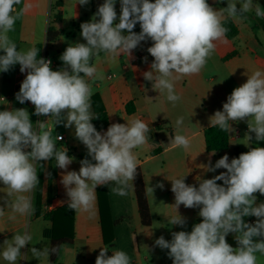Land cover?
Wrapping results in <instances>:
<instances>
[{"label": "clouds", "instance_id": "9594fccd", "mask_svg": "<svg viewBox=\"0 0 264 264\" xmlns=\"http://www.w3.org/2000/svg\"><path fill=\"white\" fill-rule=\"evenodd\" d=\"M78 3L86 5L89 0ZM20 4L21 0H0V51L4 53L0 55V72L19 64L20 72L27 75L16 100L21 104L31 102L34 115L53 118L54 126H74L76 139L91 157L80 161L78 172L67 171L75 158L67 148L56 150L44 122L37 121L34 127L25 108L0 111V183L9 190L8 196L18 194L14 201L4 199L6 207H0V215L5 208H11L14 213L29 217L35 211L31 193L39 183L35 162L55 157L56 166L65 170L61 183L68 207L74 211H91L100 186L114 182L117 187L112 191L125 195V187L137 175L138 162L133 150L148 143L149 126L141 119H132L112 123L103 133L97 131L92 123L96 118L90 110L92 90L86 79L94 78L97 71L90 66L94 56L103 52L112 58L122 53L130 57L141 41L150 39L152 45L147 51L154 60L151 70L143 73L144 79L151 82L154 91L166 92L167 100L175 103L180 96L175 92L173 74H178V78L200 73L215 50L214 42L226 36L225 21L248 13L253 0H243L239 8L236 2L227 0V7L219 9L207 0H120L119 16L116 0H104L93 18L80 26L86 43H69L59 57L63 67L58 70L52 69L50 59H37L40 50H18L10 39L8 33L15 30L21 14L16 7ZM29 7L25 5L24 10ZM255 14L264 18V8L256 4ZM137 23L141 28L138 34L133 31ZM209 119L212 126L224 131L232 128L229 122L246 121L255 140L264 141V73L258 70L247 76L246 82L227 97L222 111H216ZM182 123L183 117L178 118L177 126ZM245 135L251 142L253 137ZM57 138L63 140L61 136ZM170 143L185 150L191 144L180 134ZM26 147L31 150L25 151ZM204 167L206 172L220 168L226 171L211 179L201 178L198 187L185 183L187 175L170 180L177 211L181 205L199 208L201 222L194 224L190 232H172L171 241L160 236L155 245L168 250L172 264H257L256 253L264 255V203L257 204L254 194L264 195V147H251L230 162L225 154L214 166L209 162ZM156 187L162 189L164 185L159 183ZM246 216L256 217V222L246 223ZM169 223L183 227L186 220L178 213ZM229 233L235 234L238 247L227 242ZM31 240L27 230L14 234L11 242L4 240L0 255L7 264H18L21 250ZM56 251V247L51 249L52 253ZM31 252L34 257L49 254L48 249L41 251L36 247ZM108 252L107 247L100 248L95 264H131L126 252L114 250L110 256Z\"/></svg>", "mask_w": 264, "mask_h": 264}, {"label": "crops", "instance_id": "0c3cea01", "mask_svg": "<svg viewBox=\"0 0 264 264\" xmlns=\"http://www.w3.org/2000/svg\"><path fill=\"white\" fill-rule=\"evenodd\" d=\"M57 1L55 2L56 11L54 19L50 23L51 0H21V4L16 6L21 14L15 22V30L8 33L10 39L16 43L18 50L28 51L32 48L36 49L37 45H42V58L48 57L52 61L51 67L53 70L56 66L57 70L63 67V63L57 61L55 58L61 56L65 51L63 48L64 41L68 34L61 28H58L61 31V36L53 42V47L57 52L52 57L48 53V48L51 43L47 41L48 29L54 23L58 12H62V20L59 24H54L61 26L64 23L68 4H71V0H60L61 6H58ZM118 2L116 0L115 10L121 8ZM239 2L242 3L243 0H239ZM239 2L238 6L240 7ZM256 4L264 8V0H253V7L248 12L250 14L248 18L243 19L237 16L238 20L232 17L239 29L238 36L233 40L225 37V41L221 40L219 43L214 42L216 44L215 50L208 58L205 67L200 73L179 76L178 78H175L178 74H173L175 92L180 96V100L175 103L167 100L166 92L158 93L154 91L149 86V81L144 79L143 73L151 70L148 65H151L154 60L150 54L141 55L138 51L139 49L136 48L135 54L131 52L130 57L126 53L120 54L118 59L119 63L115 65H113L115 63L114 59L106 53L101 52L99 55L93 57L94 61L92 66H95L97 70L100 65L104 66L105 71L109 72L107 75L108 84L103 85L99 81L97 76L98 71H96L94 78L86 79L91 86V98L95 94L100 95L108 112L110 124L126 123L132 119H141L149 126L150 133L148 135L150 139L148 143L134 149L133 152L136 155L138 167L144 175L145 188L152 217L154 216L152 201H155L156 206L161 207L163 210L170 208L172 217L177 216L178 213L182 217L187 215L185 209L177 211L174 205L175 198L174 193L171 191L170 180L182 178L187 175L185 183L191 185V181L193 180L191 175L194 172L198 173L202 179H211L226 170L221 168L216 169L214 172H206L204 165H208L211 162V165L214 166L216 161L225 154L231 160L239 157L237 153L239 155L245 153L251 147H264V141H256L255 134L249 133L246 121L230 122L232 128L229 130V148L218 154L207 151L204 133L205 129L212 126L209 118L216 111H222L223 104L227 102V97L232 91L245 83L247 76H250L255 71L259 70L264 73V30L254 21L255 17L253 16V12ZM25 5H30V7L24 10ZM84 6L80 5L78 0L75 4H71L73 20H82L85 15L87 17V14L83 12ZM86 7L92 12L90 0ZM140 31L141 28H138L137 34ZM72 43H76L75 37L72 38ZM80 43H85V41L83 40ZM233 52H236V54L232 55ZM3 54L0 51V55ZM26 75L27 72H20L19 64H16L7 72H0V111L25 108L31 115V110H35V106L31 102L26 101L24 104H21L15 98ZM205 80L206 86H204ZM91 98L90 110L94 117L95 112ZM197 99L206 101V117L197 115L195 111ZM131 101L134 103L135 112L128 114L126 105ZM180 117H183V123L177 126L175 122ZM205 120L206 124H203ZM37 121H41L40 116H38ZM44 123L45 130L51 132L55 147L58 150L65 148L68 151L71 150L70 156L75 158L73 163L68 166L67 171L75 170L78 172L81 166L80 161L85 158L91 159V157L88 156L87 148L82 143L77 142L74 134V126L66 128L63 123L54 126L53 118L50 117H46ZM158 123H164V125L158 128L156 126ZM165 127H168L166 134L163 129ZM107 129L101 133L107 131ZM246 133L253 137L251 142L247 139ZM176 134L186 136L190 142L192 139H196V142H191L188 150L183 149L178 156L172 157L169 163H163L162 166L151 173L149 178L145 170L146 165L155 161L168 150L177 147L170 143V140ZM58 136L63 137V140L58 139ZM195 145L198 146L200 160L195 159ZM157 148L161 151L153 155L152 151ZM210 155H213L214 160L210 158ZM41 162L44 166L41 215H36V185L31 193L32 203L35 209L31 216H21L18 213H14L11 208H5L3 214L0 215V253L4 250L5 246L3 242L5 239H9L11 242L14 234H23V229L27 228V231L32 236V240L23 249L24 264H95L100 248L107 247L109 256L114 250H119L118 232L121 227L125 225L130 233H136L140 226H144L139 213L134 180L128 182L127 187L124 189L126 192L125 195H118L112 191V188L117 187L114 182L106 186H100L96 190V200L91 211H72L74 226L73 241L72 243L61 245L57 257L54 261H51L49 250L52 246V241L44 237L43 233L45 229L51 228L53 223L45 219L44 216L53 210L68 205V197L61 183V174L65 170L56 166L55 157ZM41 162H35L37 175ZM93 163L95 162L93 161ZM201 178L198 177L197 182H194L193 185L198 187V181ZM159 183L164 185L162 189L156 187ZM151 188H153V192ZM8 191L0 183V207H6L4 199L11 202L18 195L13 193L11 196H8ZM102 191L104 192L102 193ZM254 195L257 197V204L264 203V195L259 193H255ZM121 196L124 198V201H128L127 207L122 208V211L118 208V202L121 201ZM100 199L105 201L109 207V222L107 228L105 225V232L108 241H111V239L112 241L108 244L105 242L104 237ZM196 209L199 211V208ZM12 217L15 218L13 219ZM250 218L257 219L254 216L243 217L244 221ZM41 221L44 224H41ZM32 247H36L41 251L48 249L49 254L34 257L31 252ZM0 264H7L2 255H0Z\"/></svg>", "mask_w": 264, "mask_h": 264}, {"label": "rangeland", "instance_id": "374dc122", "mask_svg": "<svg viewBox=\"0 0 264 264\" xmlns=\"http://www.w3.org/2000/svg\"><path fill=\"white\" fill-rule=\"evenodd\" d=\"M118 3H120V0ZM56 0H51V12H50V23L51 21H53L54 19V15H55V11H56V6L55 3ZM77 2V0H71V4H75ZM151 2H154L151 0ZM207 2L209 3L210 6H212L214 9H219V8H223L224 3L227 4V0H207ZM229 2H236L237 3V7L238 6V2L239 0H229ZM240 3V2H239ZM71 4H68V8H67V15L65 18V21L63 24H61V26H56V24L52 23V25L58 29L61 28L63 31H65V33H67L68 35L65 37V41H64V49H66V47L69 45V43H72V38H76V42H82L83 38L81 36V24L84 22H89L94 14L92 12H90L89 9H87V4L84 6V13L87 14V17L85 15V17L82 20H73L72 19V9H71ZM121 11V8H118L116 10L117 15L119 16ZM236 19H238V17H235ZM98 19V17H97ZM239 20V19H238ZM252 21V20H251ZM255 23L258 24L256 18L254 19ZM118 22V20H117ZM259 25V24H258ZM140 28L139 23H137V25L135 26V28L133 29L134 32L137 33V29ZM125 34H127L125 32ZM224 41L226 40L225 38L223 39ZM221 40L219 41H215L216 43H219ZM86 43V41H85ZM152 45V41L150 39H146L144 41H141L140 44L136 47L137 49H139L138 51L141 53V55H147L149 54L147 49ZM220 45V44H218ZM132 50V52L135 54V50ZM49 50V55L53 57V55L56 54L57 50L53 47V42L50 43V47L48 48ZM60 57V56H59ZM59 57H56L55 59L57 61L62 62ZM115 63L113 65H115L116 63H119V56H116L115 58H113ZM63 63V62H62ZM148 67L150 68V65H148ZM99 69L98 71V79L100 82L103 83V85H107L108 84V80H107V75L109 72L105 71L104 66L98 67ZM149 86L152 87L151 82H148ZM204 86H206V80L204 81ZM195 111L197 113V115H201L203 117H206V101H204L203 99H197V102L195 104ZM176 123V122H175ZM197 123V122H196ZM203 124H206V120L203 121ZM177 125V124H176ZM164 132L166 134L168 127L163 128ZM191 142H196V139H192ZM183 150L182 147H175L172 150H168L165 154L159 156L155 161L149 163L148 165H146L145 170L148 173V176L150 178V175L153 171H155L156 169H158L160 166L163 165V163L167 162L169 163L170 159L174 156H178L181 151ZM211 159L214 160L213 155H210ZM195 159L196 160H200V152L198 151V146L195 145ZM231 160L229 159V162ZM221 169V168H220ZM142 171V170H141ZM143 173V172H142ZM218 175V174H217ZM201 178L198 173L194 172L191 175V178L193 179L191 181V185H193V183L197 182V179ZM145 182V181H144ZM218 184H223L222 181H217ZM104 191H102L103 193ZM104 195V194H103ZM174 195V194H173ZM128 201H124V198L121 196V201L118 202V208L121 209L124 207H127ZM153 203V207H154V216L153 218V222L150 226H140L138 228V230L136 231V233L133 232H129L127 229V226H123L119 229L118 232V239H119V250H122L124 252L127 253V255L130 257V261H132V264H172V259L168 256V250L167 249H161L160 247L155 245V240L157 238H159L160 236H163L166 240L171 241L172 239V232H178V231H187L190 232L192 230V227L194 224L201 222L202 218L198 215L199 211L195 208H185V207H179L178 211H180L181 209H185L187 215L184 216L186 223L183 227L179 226V225H174L171 226V224L169 223V220L172 218L171 216V209L167 208L166 210H163L161 207L156 206V202L152 201ZM123 206V207H122ZM104 218H105V225L106 228L108 226V222H109V218H108V212H107V204H104ZM152 216V215H151ZM246 221V220H245ZM41 224L42 223L41 221ZM27 230V228L23 229V231L25 232ZM234 235L232 233H229L228 236L226 237L227 242L233 247H238L236 240L234 239ZM22 253L24 255V251L22 249ZM20 258L19 260V264H24V257ZM257 256V263L259 264H264V255H261L260 253H256Z\"/></svg>", "mask_w": 264, "mask_h": 264}, {"label": "trees", "instance_id": "16d2710c", "mask_svg": "<svg viewBox=\"0 0 264 264\" xmlns=\"http://www.w3.org/2000/svg\"><path fill=\"white\" fill-rule=\"evenodd\" d=\"M104 3V0H90V5L93 13H96L98 10V7ZM57 5L61 6V1H57ZM225 7H227V4H224ZM239 16V15H238ZM250 16L249 13H245L243 16H239L243 19H246ZM253 16L256 18L258 24L260 27L264 30V18H257L255 14V10L253 12ZM62 20V12H58L57 16L55 18L54 23L59 24ZM224 27L228 29L226 33V38L229 40L235 39L239 34V29L232 18H229L225 21ZM61 36V31L56 29L53 25H51L48 29V35H47V41L48 42H54ZM42 45H37L36 49L40 50L39 55L37 56V59L42 58ZM236 52H233L232 55H235ZM94 61V58L90 60V66H92V63ZM54 70H57V66L54 67ZM92 106L95 112V116L92 120L93 125L97 129V131L102 132L103 130L107 129L110 125V119L108 112L104 106V103L100 97L99 94H95L91 98ZM126 110L128 114H132L135 112V107L133 101L129 102L126 105ZM35 110H31L30 119L34 123L37 122L38 116L34 115ZM40 119L42 122L45 121L46 117L40 116ZM230 123V122H229ZM164 125V123H158L156 126L158 128H161ZM205 141H206V149L210 153H220L222 151H225L229 148L230 144V133L228 131L221 130L218 126H210L207 129H205ZM77 140V139H76ZM78 143H81L79 140H77ZM56 148V147H55ZM29 148L26 151H30ZM57 151L58 148H56ZM161 150L159 148L152 151L153 155H156ZM68 154L71 155V150L68 151ZM239 156V153H237ZM54 157V156H53ZM43 173H44V166L43 163H40L39 166V183L37 184V190H36V215H41V205H42V187H43ZM135 183V190H136V198L138 202L139 207V213L142 219V223L145 226H150L152 224V216H151V210L150 205L146 193L145 188V182H144V175L139 167H137V175L134 179ZM106 202L102 201L100 199V211H101V219L102 224L104 227V237L105 242L108 244L112 241H108L106 232H105V218H104V204ZM107 204V203H106ZM108 205H107V212L108 211ZM73 210L68 207V205H65L61 208H58L56 210H53L50 213H47L44 217L47 220L52 221L53 226L49 229L44 230V237L51 239L52 246L49 250L51 261H54L55 258L58 255L59 249L61 245L66 243H72L74 238V226H73V216L72 212ZM53 247H56L57 251L55 253L51 252V249Z\"/></svg>", "mask_w": 264, "mask_h": 264}, {"label": "built area", "instance_id": "2783aa9c", "mask_svg": "<svg viewBox=\"0 0 264 264\" xmlns=\"http://www.w3.org/2000/svg\"><path fill=\"white\" fill-rule=\"evenodd\" d=\"M45 59H49L48 57H46ZM256 222V219L254 218H250L246 221V223H249V224H254Z\"/></svg>", "mask_w": 264, "mask_h": 264}, {"label": "water", "instance_id": "95a60500", "mask_svg": "<svg viewBox=\"0 0 264 264\" xmlns=\"http://www.w3.org/2000/svg\"><path fill=\"white\" fill-rule=\"evenodd\" d=\"M28 149H29V148H27V147L25 148V150H28Z\"/></svg>", "mask_w": 264, "mask_h": 264}]
</instances>
